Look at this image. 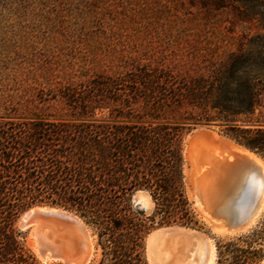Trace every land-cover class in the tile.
Instances as JSON below:
<instances>
[{
    "label": "trees",
    "instance_id": "1",
    "mask_svg": "<svg viewBox=\"0 0 264 264\" xmlns=\"http://www.w3.org/2000/svg\"><path fill=\"white\" fill-rule=\"evenodd\" d=\"M179 1L249 31L234 49L137 56L41 96L61 100L66 114L20 111L0 93V264H38L16 224L34 204L85 217L111 259L106 264H138L148 225L132 210L137 189L151 193L163 222H197L182 168V135L192 124L219 121L264 155V0ZM103 109L108 116L97 118ZM256 233L252 241H264V223ZM257 253L219 245V264H249Z\"/></svg>",
    "mask_w": 264,
    "mask_h": 264
},
{
    "label": "rangeland",
    "instance_id": "2",
    "mask_svg": "<svg viewBox=\"0 0 264 264\" xmlns=\"http://www.w3.org/2000/svg\"><path fill=\"white\" fill-rule=\"evenodd\" d=\"M248 27L247 24L233 25L225 14L209 13L179 0H0V93L12 95V102L20 111L66 114V105L61 100L44 101L41 96L49 98L57 87L98 71L116 70L137 56L164 52L188 58L195 53L208 54V49L214 46L221 50L234 49L242 33L249 31ZM0 105L2 113L5 110L3 103ZM108 113V109L97 110L95 116L103 118ZM204 123H214L212 129L218 134L244 144L226 133V126L219 121L195 124ZM195 124L183 131L181 146L184 192L197 222H163L161 215L154 212L156 203L151 193L146 189L135 190L130 196L132 210L140 211L141 214L136 215L147 219L148 225L141 246L136 250L138 264H149L148 233L169 224L186 225L207 233L216 245L215 264H219V245L222 250L239 247L259 251L249 264H264V241H252L263 228L264 208L247 229L221 235L210 228L187 196L184 145ZM28 208L20 212L16 221L26 246L34 253L38 264H61L60 257L56 258L59 261L43 263L29 244L28 241H33L31 227L20 225L21 216ZM152 215H155L153 222L149 219ZM82 218L95 237L94 264L111 262L104 253L98 230Z\"/></svg>",
    "mask_w": 264,
    "mask_h": 264
},
{
    "label": "bare ground",
    "instance_id": "3",
    "mask_svg": "<svg viewBox=\"0 0 264 264\" xmlns=\"http://www.w3.org/2000/svg\"><path fill=\"white\" fill-rule=\"evenodd\" d=\"M184 158L190 167L184 168L187 196L204 220L217 234H234L253 224L264 208V157L234 139L218 134L211 127L198 125L188 134ZM253 180L256 202H251L242 213L250 215L242 226L230 228L227 218L235 215L233 200L246 189V181ZM27 211L21 220L30 226L34 245L42 241L46 262L61 264H94L95 237L91 227L75 212L67 211L71 218L56 214H34ZM39 211H60L62 208L39 207ZM34 214V215H33ZM201 216V214H200ZM202 217V216H201ZM149 264H215L216 245L205 232L198 229H155L147 238Z\"/></svg>",
    "mask_w": 264,
    "mask_h": 264
},
{
    "label": "water",
    "instance_id": "4",
    "mask_svg": "<svg viewBox=\"0 0 264 264\" xmlns=\"http://www.w3.org/2000/svg\"><path fill=\"white\" fill-rule=\"evenodd\" d=\"M196 125V124H195ZM198 125H203V126H207V127H211L212 129V126H214L215 124L214 123H204V124H197L194 128H192L189 132L191 133L194 129L197 128ZM214 130V129H212ZM215 131V130H214ZM187 134V135H188ZM223 135V134H222ZM226 136V135H225ZM228 137V136H227ZM238 142V141H237ZM240 143V142H239ZM242 144V143H240ZM185 146V145H184ZM250 148V147H249ZM252 149V148H251ZM255 151V150H254ZM184 168L187 167L189 168L190 167V161L189 160H186L184 158ZM258 188L257 186V183L254 182L253 180H247L246 181V189L239 195V197H236L234 200H233V208L235 210V215L233 217H230V218H227V221H228V226L230 228H235L237 226H242L244 224H246L248 222V218L250 215H245L242 213L243 209H248L249 208V204L251 202H256L258 199L256 198V195L254 194V191ZM52 207V208H62L64 209V211L66 212H60V211H39L38 208L39 207ZM37 208L35 211H34V214L36 213H42L43 215H49V214H56L57 216L59 217H64V218H71L68 214H67V211H72V212H75L74 210L72 209H69L65 206H60V205H57V204H37V205H33L32 207H29L23 214L22 216L29 210H31L32 208ZM76 214H78L77 212H75ZM199 215L201 214V216L203 217L204 216V213H202V211L199 209V211L197 212ZM33 214V215H34ZM79 215V214H78ZM21 216V217H22ZM80 216V215H79ZM82 218V216H80ZM83 219V218H82ZM84 220V219H83ZM85 221V220H84ZM86 222V221H85ZM23 224L24 222L20 219V225L21 227H23ZM161 227H165L166 231H169V230H175V231H181V230H184V229H195L193 227H190V226H186V225H181V224H169V225H165V226H161ZM160 228V227H158ZM211 228V227H210ZM157 229V228H155ZM247 229V228H246ZM151 232V231H150ZM149 232V233H150ZM148 233V235H149ZM147 235V236H148ZM147 240V238H146ZM35 247V250L37 251V257L43 262L45 263L46 262V259H45V254H44V251L46 250L44 244L42 243V241L39 240L38 244L34 245Z\"/></svg>",
    "mask_w": 264,
    "mask_h": 264
}]
</instances>
